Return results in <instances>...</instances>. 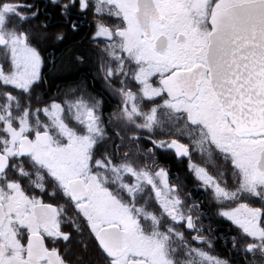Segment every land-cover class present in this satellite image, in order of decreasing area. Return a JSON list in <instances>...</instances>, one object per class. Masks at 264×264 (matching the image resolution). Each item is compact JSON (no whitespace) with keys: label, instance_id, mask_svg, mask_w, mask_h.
I'll use <instances>...</instances> for the list:
<instances>
[{"label":"snow or ice","instance_id":"6c2138e0","mask_svg":"<svg viewBox=\"0 0 264 264\" xmlns=\"http://www.w3.org/2000/svg\"><path fill=\"white\" fill-rule=\"evenodd\" d=\"M50 2L55 32L35 0H0V264H264V0ZM74 12L88 46L47 58ZM45 64L81 72L62 101L37 91ZM97 77L118 99L107 126ZM158 152L234 226L228 254Z\"/></svg>","mask_w":264,"mask_h":264},{"label":"trees","instance_id":"16d2710c","mask_svg":"<svg viewBox=\"0 0 264 264\" xmlns=\"http://www.w3.org/2000/svg\"><path fill=\"white\" fill-rule=\"evenodd\" d=\"M37 1V0H36ZM40 4L42 5V11H41V19H44V14L50 13L49 18V31L55 32L57 30V26L60 24L61 17L58 13V9L56 6L52 5L50 1L48 3L44 2V0H39ZM73 21L76 19V21L79 23V29L76 32H72L70 27L67 25L65 26L67 29V38L63 43H53L49 42L48 45L45 47V54H47V58L50 59L49 54L52 52H55L57 55L59 53L66 49L72 47L73 43H75L80 49H85L88 46V43L91 39L90 31L91 28L85 23L82 18H71ZM31 24H36L38 21H31ZM27 26V25H25ZM89 68L85 67L82 69V71H88ZM94 71V69H93ZM80 71H62V70H56L54 71L52 69V66L48 64L46 72H45V81L46 83H42L41 87L37 89V91L40 94V97L44 101H50L51 95L59 92V100H63L62 93L66 91L70 86H72L73 82L78 80L80 78ZM91 82V81H90ZM94 93H102V95L98 96V98L102 99L104 101L102 107L106 109V111H109L112 109L113 111L116 108L118 99L115 97L110 96L109 93L104 91V85L100 77H97L95 86L93 89ZM58 95V94H57ZM108 115V114H107ZM104 120L107 122L108 117H104ZM172 161V159H171ZM173 165V171H175V175H179L181 177V180L185 184V180L189 179L191 182L194 181V176L188 172V170L185 168L184 162H179L177 160L172 161ZM186 185V184H185ZM201 199V197H200ZM227 205L228 207L232 206ZM209 207H212L210 202L207 199V194L205 195V209H206V230L205 235H209L207 232L208 228H212L215 231L211 233L212 238L214 239V249L212 254H220V255H226L227 248L230 247V245H225L224 240L221 239V237H227L231 235H235L234 226L231 225V223L227 220H225L222 217H217L215 215L208 214ZM212 211H215V208L212 207ZM195 233H191L189 235H193ZM194 246H200V245H194ZM206 247V246H205Z\"/></svg>","mask_w":264,"mask_h":264},{"label":"flooded vegetation","instance_id":"af4514ba","mask_svg":"<svg viewBox=\"0 0 264 264\" xmlns=\"http://www.w3.org/2000/svg\"><path fill=\"white\" fill-rule=\"evenodd\" d=\"M48 1H50V0H44V2H46V3H48ZM35 2L39 5V7H40L41 10H42V5L40 4L39 0H37V1L35 0ZM71 18H77V19H81V18H82V20H83L85 23H87V25L91 28L90 35H91V37H92V34H93V32L95 31V26H94V25H91V21H92L93 17H92V15H91L90 12H84V13L74 12V14L72 15ZM74 21H76V19H75ZM96 43L99 44L101 47H103V44L105 43V38H103V37L98 38L97 41H96ZM42 54L45 55V56L47 57V54H45V52H43ZM50 65H51V64H50ZM47 66H48V64H45V65L42 67V69H41V72H42V75H43V77H44V80H45V72H46ZM5 70H6V71L8 70L7 65H5ZM57 94H58V95H57ZM51 97H53L54 99H57L58 102L60 101V100H59V97H60V96H59V92H58V93H55V94H53V95H51ZM53 98H51V99H53ZM117 102H118V101H117ZM100 112H101V114H102V119L104 120V117H109V115L113 112V110L110 109L109 111H106V109H105L104 107H102V108L100 109ZM107 114H108V115H107ZM104 121H105V120H104ZM105 124H106V126H107V122H106V121H105ZM142 135H145V136H146L147 133H143ZM155 138H162V137L158 135V136L155 137ZM181 142H182V143H186V144L189 143V141L186 140V139H182ZM141 143H144V142L141 141ZM148 146H150V145H148ZM157 156H158L157 163H158L159 165L164 166V167H166V168L169 169L170 177L173 179V181H175L176 175H175V171H173V168H172V165H173L172 161L177 160V161H179V162H184V163H185V168L188 170V167H187L188 160H187V158L177 159V158L174 156V154H171V153H169V154H161V153H159V152H158ZM171 159H172V161H171ZM192 159H193V161H194L195 163L201 164V165L203 166L204 161L200 158V156H199L198 154L194 153L193 156H192ZM209 171L212 172L213 174L215 173V169H213V168H209ZM188 172H189V170H188ZM189 173H190V172H189ZM194 179H195V177H194ZM183 184H184V183H183ZM185 184H186V185H185ZM185 184H184V187H183V189H182V192H183V193H190V194L192 195V197H193L197 202H200L201 204L205 205V195H206V194L204 193V191H203L202 188H200V187L197 186V182H196V180H194V181L191 182L189 179H186V180H185ZM200 197H201V199H200ZM188 203L191 204L192 201L189 200ZM230 207H235V204L232 205V206H230ZM204 211L206 212V209H205V208H204ZM69 214H70V215L72 214V213H71V209H69ZM229 222H230V221H229ZM202 223H203V226H204V228H205V230H206V215L203 217V219H202ZM230 223H231V222H230ZM65 230L67 231L68 228H65ZM193 235H194V234H193ZM73 247L75 248L76 246L73 245ZM61 250L63 251V248H62ZM68 258H69V259H72V256L69 255Z\"/></svg>","mask_w":264,"mask_h":264}]
</instances>
